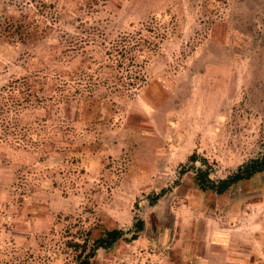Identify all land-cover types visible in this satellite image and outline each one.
Listing matches in <instances>:
<instances>
[{"label":"rangeland","instance_id":"obj_1","mask_svg":"<svg viewBox=\"0 0 264 264\" xmlns=\"http://www.w3.org/2000/svg\"><path fill=\"white\" fill-rule=\"evenodd\" d=\"M45 1L41 38L0 46V89L36 73L69 81L94 57L106 105L0 117V264H77L73 243L110 229L125 235L91 264H264V174L216 195L185 169L196 153L218 181L264 152V0ZM124 36L154 52L117 98L110 72L125 74L108 50ZM36 117L48 120L39 149L26 143Z\"/></svg>","mask_w":264,"mask_h":264},{"label":"trees","instance_id":"obj_2","mask_svg":"<svg viewBox=\"0 0 264 264\" xmlns=\"http://www.w3.org/2000/svg\"><path fill=\"white\" fill-rule=\"evenodd\" d=\"M31 1L32 3L26 7L27 10L26 8H21V6H19L20 8L14 6L17 12H9L7 8L0 6V46L8 44L15 45L17 43L34 44L36 42L35 40L41 38L39 35L41 26L36 15L37 13L43 15L48 2L45 0ZM97 2L98 0H86L85 5L88 9L87 12H91L93 5ZM43 31L45 32V29ZM131 38L130 36H124L120 40L113 42L108 50V55L112 56L113 61L116 59L118 60L116 66L124 69L123 74H125V76L117 77L113 69L110 72V75L116 79L118 78L120 82L119 89L115 90V86L113 85L109 87V89H114L116 91L115 96L117 98L122 96L127 98L131 96V92L136 90L139 86L138 83L145 81L144 77H142V79L139 78V74L132 69H134V65L135 67L143 68L154 52V50H144V45H149V42H139L138 40L133 42ZM113 53L117 55L114 57L112 55ZM93 59L94 57H90V59L79 65L75 70H72L71 76L69 75V81H64L59 74H54V76L50 77L45 75V78H42L36 73L21 78H15L0 89V117H3L4 119L2 120H5L6 114L14 109L18 110L24 107H29L31 110L39 108L48 109L54 105L68 104L72 101H74L80 109L84 107L92 108V106H95V109H101L106 105L105 100H103V98H97L92 94L99 86L93 82V74L90 73L91 65H96L98 62ZM125 61L129 65L124 64ZM18 113L19 112L15 111L14 117H17ZM11 121L12 123H10V125L15 126L17 129L19 122L15 119H11ZM47 121L45 117H36L28 124L26 128V143H29L37 149L42 147L41 144H43L44 138L42 131H45ZM35 125L36 127H34ZM48 129H50V134H53V129L58 128L57 126H52L50 128L48 127ZM1 133L6 134L5 130H1ZM74 151L73 148L67 150L70 154ZM188 162L192 163V165L185 166V169L194 171L193 182L195 186L200 191L213 192L216 195H223L238 184L251 181L256 176L264 174V152L260 156L250 159L239 166L226 178L218 181L211 179L210 171L207 168H203L201 165L205 160L199 158L196 153L189 156ZM197 163H199L200 166L194 169L193 164ZM158 198L159 195L155 196L151 203L156 202ZM142 226L141 220H138L134 224V228L137 231H141ZM124 235L123 231L119 229L101 230L99 235L92 240V242L86 240L82 244L73 243L74 250L79 252L77 264H91V261L96 257L99 249H112Z\"/></svg>","mask_w":264,"mask_h":264},{"label":"crops","instance_id":"obj_3","mask_svg":"<svg viewBox=\"0 0 264 264\" xmlns=\"http://www.w3.org/2000/svg\"><path fill=\"white\" fill-rule=\"evenodd\" d=\"M161 193H163V192H161ZM161 193H160V194H161ZM158 199H159V198H158ZM158 199H157V201H158ZM157 201H156V202H157ZM156 202H155V203H156ZM142 224H143V222H142ZM142 229H143V226H142Z\"/></svg>","mask_w":264,"mask_h":264}]
</instances>
